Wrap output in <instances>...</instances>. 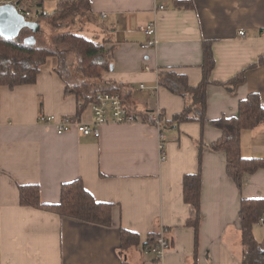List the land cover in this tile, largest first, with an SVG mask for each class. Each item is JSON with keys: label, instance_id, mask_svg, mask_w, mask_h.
<instances>
[{"label": "crops", "instance_id": "1", "mask_svg": "<svg viewBox=\"0 0 264 264\" xmlns=\"http://www.w3.org/2000/svg\"><path fill=\"white\" fill-rule=\"evenodd\" d=\"M174 2L193 8H177ZM56 3L45 0L42 10H55ZM90 9L94 21L86 35L96 42L105 39L113 49L112 68L103 79L125 87L127 105L137 112L159 110L162 126L183 111L185 100L158 85L159 73L183 75L197 87L202 44L211 42L206 121L161 129V161L159 129L153 125L106 124L96 139L75 130L58 135L55 124L39 123V116L93 122L90 105L75 118L77 99L65 94L53 64L40 70L33 85L0 87V264H122L123 259L127 264H241L240 202L264 199V170L245 175L238 190L226 174L224 152L209 149L221 136L210 122L235 117L239 101L250 94H257L264 108V0H90ZM150 23L157 44L143 49L146 36L140 29ZM239 76L231 89L220 85ZM199 142L204 146L200 165ZM241 154L264 159V124L241 133ZM199 170L195 251L194 229L186 224L193 210L183 201L182 180ZM76 179L97 202L114 205L111 227L19 204L20 185H37L41 202L52 205L60 200L61 186ZM160 228L171 248L157 262L145 248L148 234ZM120 229L136 233L139 246L122 254ZM252 232L263 242L264 222Z\"/></svg>", "mask_w": 264, "mask_h": 264}, {"label": "trees", "instance_id": "2", "mask_svg": "<svg viewBox=\"0 0 264 264\" xmlns=\"http://www.w3.org/2000/svg\"><path fill=\"white\" fill-rule=\"evenodd\" d=\"M45 0L26 2L21 0V6L38 15L36 22L40 31L32 34L28 29L12 40L0 36V87L13 89L17 86L33 85L42 68L47 65L48 58H54L53 71L65 83V94L74 95L78 102L75 118L83 109L90 105L99 93L118 94L129 104L127 89L103 79L110 71L113 59V49H108V42H96L88 38L89 26L94 21L90 9V0H57L56 8L51 13H45L42 6ZM177 8L192 9L193 5L185 2H174ZM50 28L44 33L41 24ZM33 36L35 44L27 45L24 39ZM202 79L197 87H190L183 75L174 72H161L158 75V85L173 95L185 100L183 111L175 115L171 121H165L162 132L182 123L206 121V89L214 67L211 42L202 44ZM240 76L223 85L231 89L240 82ZM147 113V112H146ZM163 121V114L160 115ZM212 127L221 132L220 138L209 146L214 152H224L226 158V174L234 182L237 189L242 186L245 175H253L258 170H264V159L244 158L241 154V133L252 130L264 124V108L257 94H250L239 101L237 115L231 118L222 117L210 122ZM199 150V165L203 144H197ZM183 201L193 210V217L187 225L194 229L195 251L197 245L200 221L201 172L185 175L182 180ZM19 204L40 211H46L59 217L71 218L83 223L101 227H111L113 224V204L97 202L84 188L81 179L65 183L61 186L60 200L57 204H43L37 185H20ZM241 264H264V241L257 242L253 236V226L264 221V199H242L239 207ZM120 252L124 254L131 248L139 246L140 239L136 233L120 229ZM157 235L150 233L146 245H152ZM122 264H127L123 259Z\"/></svg>", "mask_w": 264, "mask_h": 264}, {"label": "built area", "instance_id": "3", "mask_svg": "<svg viewBox=\"0 0 264 264\" xmlns=\"http://www.w3.org/2000/svg\"><path fill=\"white\" fill-rule=\"evenodd\" d=\"M21 0H0V6L11 5L16 11L23 16L27 21H34L38 17L37 14L31 11L25 10L21 4ZM160 10L163 7H159ZM104 17V16H103ZM146 36V43L142 46L143 49L155 47L157 39L155 37V24L150 23L140 29ZM239 35L243 36L244 32L239 31ZM140 90H145L143 85L139 86ZM93 115V122L90 124H79L70 118H62L56 120L54 117L39 116V123L48 125L50 123L55 124L56 133L58 135L66 132L75 130L78 134L86 137L99 138L100 127L106 124L116 125H130L137 123H145L153 125L159 129V151L161 154L160 160H164V145L162 140L164 135L160 130L162 129V120L160 115L162 114L159 110L147 113H139L131 106L127 105L118 94L112 93H99L95 96V100L90 104ZM261 222L264 221L261 219ZM164 228H160L154 243L145 248V251L151 254L157 262H161L171 248L169 239L166 236Z\"/></svg>", "mask_w": 264, "mask_h": 264}, {"label": "water", "instance_id": "4", "mask_svg": "<svg viewBox=\"0 0 264 264\" xmlns=\"http://www.w3.org/2000/svg\"><path fill=\"white\" fill-rule=\"evenodd\" d=\"M24 29H28L34 35L40 31V24L25 20L11 5L0 6V36L3 39H15ZM24 43L33 45L35 38L33 36L27 37L24 39Z\"/></svg>", "mask_w": 264, "mask_h": 264}, {"label": "rangeland", "instance_id": "5", "mask_svg": "<svg viewBox=\"0 0 264 264\" xmlns=\"http://www.w3.org/2000/svg\"><path fill=\"white\" fill-rule=\"evenodd\" d=\"M53 10H54V7H50V6H45L43 8V11L45 13H51ZM41 28H42V31L44 33H49L50 32V28L47 25H45L44 23L41 24ZM88 38H90V36H88ZM55 61L56 60L54 58H48L47 59V65H52V64L54 65Z\"/></svg>", "mask_w": 264, "mask_h": 264}]
</instances>
